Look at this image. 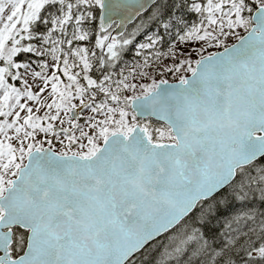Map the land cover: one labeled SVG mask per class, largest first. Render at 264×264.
<instances>
[{"label":"snow or ice","instance_id":"1","mask_svg":"<svg viewBox=\"0 0 264 264\" xmlns=\"http://www.w3.org/2000/svg\"><path fill=\"white\" fill-rule=\"evenodd\" d=\"M0 65V264H264V0H0Z\"/></svg>","mask_w":264,"mask_h":264},{"label":"rangeland","instance_id":"2","mask_svg":"<svg viewBox=\"0 0 264 264\" xmlns=\"http://www.w3.org/2000/svg\"><path fill=\"white\" fill-rule=\"evenodd\" d=\"M249 2H250V0H249ZM238 31H241V33H242V30H238ZM142 40H143V39H142ZM232 42H234V41H232V40H229V41H228V43H232ZM37 47H39V46H37ZM158 47L160 48V50H161L162 52H166V51H167V48L164 49V50H162V49H161V46H158ZM192 47H195V45H193ZM215 50H216V49H209V51H215ZM97 51H98V50H97ZM188 51H192V48L190 47V48L188 49ZM30 54H31V53H30ZM128 54H130V55H127L126 57H129V56H130V57H133V58L131 59L132 61H131V63H129V65H131L132 63H136V62H142V58H140V57H136V56L134 55V50L131 49V51H130ZM205 54H207V53H205ZM31 55L34 56V61H36V60L50 61V57H43V58H41V57H36L34 54H31ZM190 58L193 59V60H195V59L198 58V56H196L195 54H193ZM152 63H153V66H154V67H155L156 65H159L160 69H162L164 66H170L171 63H172V61H171V59H165V58H162L161 61H153ZM0 66H2V65H0ZM39 70H40V69L37 67V65H36L35 63H31V69L29 70V73H30L31 71H39ZM14 71H15V70H14ZM19 71H20L21 73H24V69H19ZM49 74H50V72H49ZM58 74L61 75V78H62L65 82H67V81H66V78L63 77L62 73H58ZM180 74L190 75V74H188V73H183V72L180 73ZM180 74H165L163 77H161V76L159 75V71H157V72L155 73V78H156L157 80L163 78V79H167L169 82H176L177 77H178V75H180ZM27 79L29 80V83L32 85L33 90H34V91L37 90V88H36V84H35V82H34V80H33V78L31 77L30 74L27 75ZM9 82H10V83H14V84H16L17 87H21V85L19 84V82L11 81L10 78H9ZM134 82L140 83V82H151V81H150V80H148V81L137 80V81H134ZM46 91H50V86H49V88H48ZM41 95H42V98H43L45 94H41ZM22 102H23V100H22ZM48 102H51L50 99L48 100ZM74 103L79 104V101H74ZM28 105H29V106H33V104H32L31 101L28 102ZM78 109H79V108H78ZM34 110H35V109H34ZM79 110H80V111H79L78 114L82 117L80 123H83V122H84V121H83V117L88 116L90 113H89L87 110H81V109H79ZM36 114H37V115H43V111H41L40 113H36ZM22 115H23V113H22ZM0 119H2V118H0ZM56 124H57V126H59V125H58V122H56ZM65 126H66V125H65ZM37 139H44V134H42V133H38V135H37ZM53 143H54V144L56 143V141H55L54 138H53ZM45 146H47V144H45ZM57 146H58V145H57Z\"/></svg>","mask_w":264,"mask_h":264},{"label":"trees","instance_id":"3","mask_svg":"<svg viewBox=\"0 0 264 264\" xmlns=\"http://www.w3.org/2000/svg\"><path fill=\"white\" fill-rule=\"evenodd\" d=\"M177 14L179 15V13H177ZM184 15H185V18H186L188 21H190V22L193 21V20L195 19V14L185 13ZM138 22H139V20L137 19V20H136V21H135V22L129 27V31H131L132 27H134V25H135L136 23H138ZM97 23H98V21H97ZM151 31H159V32H162L163 29H158L155 25H153L152 28H151ZM142 39H143V37H138V38H137L138 41H141ZM24 43H28V42H24ZM32 43H36V42L33 41ZM37 46H39V45L37 44ZM84 46H87V43H86V42H85ZM161 49L164 50V49H166V47L161 46ZM130 51H131V49L123 54V56H124V60L127 61L128 63H131V61H132L131 59L133 58V57H130V56H129V57H126L127 55H130V54H128ZM25 57H28V59H25ZM17 61H18L19 63H24V62L33 63V61H34V56L31 55L30 53H29V54H19V55H18V58H17ZM94 78H95V77H94ZM257 204H259V201H257ZM239 208H240V205L237 204V205L234 207V209H233L232 211H238ZM228 214H231V213H226V215H228ZM223 219H224V217H221V220H223ZM211 227H216V225L213 224V225H211Z\"/></svg>","mask_w":264,"mask_h":264},{"label":"water","instance_id":"4","mask_svg":"<svg viewBox=\"0 0 264 264\" xmlns=\"http://www.w3.org/2000/svg\"><path fill=\"white\" fill-rule=\"evenodd\" d=\"M135 20H136V19H135ZM135 20H133V22H134ZM133 22H132V23H133ZM132 23H131V24H132ZM131 24H129V26H130ZM115 34H116V33L114 32L113 35H115ZM169 83H173V82H169ZM79 111H80V110L77 109V112H78V113H79Z\"/></svg>","mask_w":264,"mask_h":264},{"label":"flooded vegetation","instance_id":"5","mask_svg":"<svg viewBox=\"0 0 264 264\" xmlns=\"http://www.w3.org/2000/svg\"><path fill=\"white\" fill-rule=\"evenodd\" d=\"M85 44V42H83ZM19 55V54H18ZM18 62V61H17ZM19 63V62H18Z\"/></svg>","mask_w":264,"mask_h":264}]
</instances>
